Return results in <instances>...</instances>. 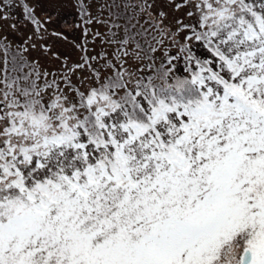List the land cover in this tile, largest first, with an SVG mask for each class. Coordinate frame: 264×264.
<instances>
[{
	"label": "snow or ice",
	"instance_id": "1",
	"mask_svg": "<svg viewBox=\"0 0 264 264\" xmlns=\"http://www.w3.org/2000/svg\"><path fill=\"white\" fill-rule=\"evenodd\" d=\"M0 264H264V0H0Z\"/></svg>",
	"mask_w": 264,
	"mask_h": 264
},
{
	"label": "rangeland",
	"instance_id": "2",
	"mask_svg": "<svg viewBox=\"0 0 264 264\" xmlns=\"http://www.w3.org/2000/svg\"><path fill=\"white\" fill-rule=\"evenodd\" d=\"M55 26H56V27H59V23H57Z\"/></svg>",
	"mask_w": 264,
	"mask_h": 264
}]
</instances>
